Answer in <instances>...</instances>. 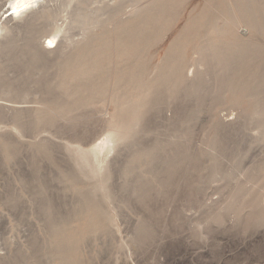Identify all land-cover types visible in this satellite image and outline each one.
I'll return each mask as SVG.
<instances>
[{
	"label": "rangeland",
	"instance_id": "374dc122",
	"mask_svg": "<svg viewBox=\"0 0 264 264\" xmlns=\"http://www.w3.org/2000/svg\"><path fill=\"white\" fill-rule=\"evenodd\" d=\"M62 2L0 19V264H264V0H85L71 58Z\"/></svg>",
	"mask_w": 264,
	"mask_h": 264
},
{
	"label": "bare ground",
	"instance_id": "6f19581e",
	"mask_svg": "<svg viewBox=\"0 0 264 264\" xmlns=\"http://www.w3.org/2000/svg\"><path fill=\"white\" fill-rule=\"evenodd\" d=\"M49 1H53V0H10V6L8 7V9L7 10H5V11H3L2 12V14L0 15V19L2 20L3 19V23H5V22H10V21H14L15 19H16V17L17 16H15V15H18V14H20V15H34V13H39L42 9H44V7L47 5V3L49 2ZM65 1V3H66V5L68 6V7H71L72 5H76V11H75V13H73L72 15H70L68 18H69V20L67 21L68 23H69V25L71 26V27H75V26H79L80 27V25H81V28L83 29V31H82V38H81V41H79V40H75L72 36V34H70V35H72V36H68V38L67 39H69V45L67 46V48L65 49V50H63V54L64 55H66V58H68V55L70 56L69 58H71V55H70V49L72 48L73 49V47L75 46V45H77L78 43H82L84 40H86V38L89 36V34H90V32H91V30L93 29H95L101 22H103L102 21V19L100 20V18H99V14L102 12L103 13V11H104V9H105V7L104 6H102V7H98V8H96V9H93V10H90V11H88V12H84L83 10L84 9H82V7H81V5H82V3H84L85 2V0H64ZM60 2V1H59ZM61 2H62V0H61ZM63 3V2H62ZM86 3H88L87 2V0H86V2H85V4ZM64 5V4H63ZM65 5V6H66ZM143 5V4H142ZM6 6V5H5ZM64 6V7H65ZM141 6V5H140ZM140 6L137 8L138 10L137 11H139V8H140ZM144 7V6H143ZM145 7H146V5H145ZM142 8V7H141ZM147 8V7H146ZM146 8H145V10H146ZM13 10V13H9L10 12V10ZM75 9V8H74ZM85 10H87V9H85ZM136 10V9H135ZM135 10H132V11H135ZM141 11V10H140ZM43 12H44V10H43ZM33 13V14H32ZM129 13V12H128ZM132 13V12H131ZM41 14V13H40ZM44 14V13H43ZM45 15H47V14H45ZM57 15V14H56ZM41 16V15H40ZM100 16H102L101 14H100ZM54 17V16H53ZM46 18H47V16H46ZM37 20V19H36ZM112 21V20H111ZM52 22V21H51ZM66 22V23H67ZM2 23V24H3ZM231 23V22H230ZM232 24V26H233V22L231 23ZM61 24H59V26H60ZM64 25V24H63ZM69 25H67V26H69ZM216 26H213L216 30H215V33H216V31L217 30H221V28H219L218 26H217V24H215ZM66 26V25H65ZM69 26V27H70ZM10 27V26H9ZM54 27V26H53ZM7 28V27H6ZM55 28H56V31L59 33V35H60V33H66V32H69V31H67V29L65 30V29H62V28H60V27H57L56 26V24H55ZM100 28V27H99ZM115 28H117V27H115ZM4 30V26H0V30ZM12 31H13V28H10ZM81 29V30H82ZM213 29V28H212ZM232 29H234V28H232ZM9 30V29H8ZM116 30V29H115ZM53 31H55V30H53ZM247 32H248V30H246ZM244 29H242L241 30V32L244 34V35H246L247 34V32H246ZM57 32L55 33V34H57ZM110 32V31H109ZM10 33V32H9ZM107 34H109V33H107ZM217 34V33H216ZM66 35V34H65ZM91 35V34H90ZM94 35V34H93ZM64 36V35H63ZM101 35H99L98 37H100ZM56 37H58V34L57 35H47L46 36V41L48 40L49 41V45H46V41H44L43 43H44V45H41V46H43L41 49L42 50H46V52L47 51H50V52H52L53 51V48L54 47H59L60 46V44L61 43H55L56 42ZM81 37V36H80ZM206 37V36H205ZM89 38H90V36H89ZM120 38V37H119ZM207 39V38H206ZM63 40V39H62ZM89 40V39H88ZM87 41V40H86ZM118 41V40H117ZM4 42V41H3ZM36 44H38L39 42L37 41V42H35ZM89 43V42H88ZM111 43H112V41H111ZM4 43H1L0 42V48L2 47V45H3ZM6 44V43H5ZM34 44V43H33ZM40 44V43H39ZM63 44V43H62ZM90 44V43H89ZM204 44V43H203ZM82 45V44H81ZM5 46V45H4ZM117 47L116 48H118V44L116 45ZM6 47V46H5ZM77 47V46H76ZM79 47V46H78ZM81 48H83V45L82 46H80ZM38 49V48H37ZM40 49V48H39ZM60 49V48H59ZM79 49V48H78ZM76 50V49H75ZM91 51V50H90ZM118 51V50H117ZM116 51V53H118ZM216 44L214 43V42H209V43H206L205 42V44L202 46V48L200 49V51L198 50V52H196L195 51V53H198V55L199 56H195V57H193V58H195V60H196V64H197V66H196V64H194L193 66L195 67L196 66V70H194L193 71V77H194V79L197 77V73H198V71H199V69H200V66H201V63L199 62V58H201V56L202 57H204L203 55H205V54H207V53H210V54H212V55H214L215 56V54H216ZM78 52V51H77ZM80 52V51H79ZM93 52V51H92ZM119 52H120V50H119ZM79 54V53H78ZM78 54H77V56H78ZM84 54H85V52H84ZM84 54H82V55H84ZM90 54V53H89ZM210 54H208V55H210ZM82 55H81V57H82ZM85 55H87V54H85ZM92 55L94 56V52L92 53ZM91 55V56H92ZM96 55V54H95ZM208 55H207V57H208ZM99 56V55H98ZM211 56V55H210ZM217 56V55H216ZM64 57V56H63ZM73 57V56H72ZM89 56H87L85 59H87ZM96 57V56H95ZM213 57V56H212ZM61 58H62V56H61ZM78 58V57H77ZM90 58V57H89ZM98 58V57H97ZM85 59H83L82 58V60H84L85 61ZM68 60V59H67ZM72 61L73 59H69L68 61ZM76 61H78V60H76ZM78 62H80V60L78 61ZM63 63V62H62ZM66 63V62H65ZM64 63V64H65ZM70 63V62H69ZM77 63V62H76ZM83 63V62H82ZM82 63H80V65L79 66H81V64ZM64 64H61V65H64ZM116 64H117V62H116ZM68 65V64H67ZM77 65V66H78ZM85 65V64H84ZM78 66V67H79ZM64 67V66H63ZM67 68L69 67V66H66ZM74 67V66H73ZM83 68H85L86 67V65H85V67L84 66H82ZM82 67H80L77 71L75 70V72H76V74H79L80 76H81V74H82V77L81 78H84V75H85V69H83ZM65 68V67H64ZM70 68H71V66H70ZM70 68H68V70L70 69ZM187 69V68H186ZM64 72H65V70H64ZM63 72V73H64ZM72 72V71H71ZM75 72L74 73H72L73 75L75 74ZM71 74V73H70ZM184 74V73H183ZM116 75V74H115ZM64 76H66V74H64ZM68 76V75H67ZM76 76V75H75ZM63 77V76H62ZM63 79V78H62ZM71 80H72V78H70ZM73 79H74V76H73ZM67 80V79H66ZM68 81V80H67ZM73 81V80H72ZM79 81V80H78ZM76 82H77V80H76ZM75 82V83H76ZM73 83V82H72ZM110 83V82H109ZM79 84V83H78ZM116 84V83H115ZM74 85V84H73ZM77 85V84H76ZM110 85V84H109ZM79 86V85H78ZM114 86V85H113ZM82 87V86H81ZM113 92H114V90L112 91V94H113ZM115 93V92H114ZM111 94V93H110ZM115 95V94H114ZM113 97V96H112ZM112 99V98H111ZM115 102H116V106L118 105V108L121 106V107H124V110L126 109V111H128L129 110V107H127V102H125V100L124 99H122V100H119L118 98H117V96L115 95L114 96V99H113ZM68 103H69V101H68ZM109 104H113V102L111 103H109ZM115 104V103H114ZM120 105V106H119ZM64 107H66L67 108V105L65 106L64 105ZM63 107V108H64ZM62 108V110H64ZM68 109V108H67ZM121 109V108H120ZM55 110V109H54ZM117 110V109H116ZM116 110H114V111H116ZM119 111V110H118ZM118 111H116L115 113H113V114H117L118 113ZM57 112V111H56ZM60 112V111H59ZM63 112V111H62ZM64 112H66L65 110H64ZM67 113V112H66ZM57 114V113H56ZM59 114V113H58ZM115 115L113 116L114 118H115ZM66 116H68V115H66ZM112 116V115H111ZM65 117V116H64ZM63 120V119H62ZM111 120H112V118H111ZM49 121V120H48ZM109 121V120H108ZM113 121V120H112ZM111 124H114V123H112L111 122ZM18 126V125H17ZM17 126H15V127H17ZM110 126V125H109ZM19 128V127H18ZM121 128H122V126H118V125H115V127L113 128V130H115V131H113V132H109V134L107 135V136H105V138H102L101 139V142H97L100 138H96V139H94V143H92L93 144V146H92V149H90L89 151H87L86 153H85V155L84 156H86V160L87 161H89V162H92L93 164H94V166L96 167V169L98 170V171H101L103 168H105L106 167V165L108 164V161H107V157L109 156V154L113 151H116L118 148H119V146L121 145V143L123 142V138H125L126 137V135H124V131H122L121 130ZM123 129V128H122ZM95 138V137H94ZM83 139V138H82ZM127 140V139H126ZM120 149V148H119ZM118 149V150H119ZM121 150V149H120ZM85 152V151H84ZM83 152V153H84ZM100 162V163H99ZM112 162V161H111ZM96 163V164H95ZM95 169V171H97Z\"/></svg>",
	"mask_w": 264,
	"mask_h": 264
}]
</instances>
